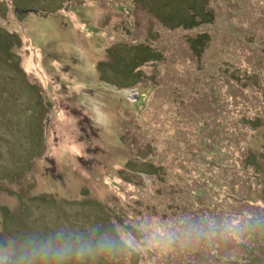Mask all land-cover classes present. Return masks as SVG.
I'll return each instance as SVG.
<instances>
[{"label":"rangeland","instance_id":"1","mask_svg":"<svg viewBox=\"0 0 264 264\" xmlns=\"http://www.w3.org/2000/svg\"><path fill=\"white\" fill-rule=\"evenodd\" d=\"M263 174L264 0H0V254L74 233L133 242L85 264H243Z\"/></svg>","mask_w":264,"mask_h":264},{"label":"clouds","instance_id":"2","mask_svg":"<svg viewBox=\"0 0 264 264\" xmlns=\"http://www.w3.org/2000/svg\"><path fill=\"white\" fill-rule=\"evenodd\" d=\"M159 240L171 243L173 237L169 234ZM125 247H133V242L124 238L117 241L107 235L94 242L93 239H85L82 234H57L56 241L33 243L26 248L21 247L15 254L5 249L4 254H0V264H85L89 259L102 254H115Z\"/></svg>","mask_w":264,"mask_h":264},{"label":"trees","instance_id":"3","mask_svg":"<svg viewBox=\"0 0 264 264\" xmlns=\"http://www.w3.org/2000/svg\"><path fill=\"white\" fill-rule=\"evenodd\" d=\"M196 1V0H194ZM203 0H200V2ZM197 8V4H196ZM197 12L195 13H189L187 14V17H193L194 19H190L192 24L190 25L191 27L195 24L198 23V21L195 19L196 17H200L202 15V12L199 11L197 8ZM205 35L197 36V38L190 40L189 44L191 45V48H194L196 52L199 51L201 48L200 45L204 42ZM151 49H144L143 50V56L142 61L143 62H148L153 59L152 56H150ZM131 62V61H130ZM134 67H136V70L141 68L140 63L138 62H131ZM130 73V72H129ZM250 150H248L251 154L248 156L246 159L247 162L245 161V164L252 163L254 167V171L256 172L257 167H258V161L263 160V158L259 155V157L256 156V149L251 146ZM131 167L133 166V163L129 164ZM263 179H264V174H263ZM262 194L264 197V186L262 190ZM253 202L254 201H250ZM245 210L247 211V214H245ZM242 213H239L237 215V220L239 222V225H242V228L245 232V238L242 243L239 244V247L241 250L244 252L243 256L241 259L244 260L243 264H264V203L263 207L259 208L257 205L253 204H248L247 208H245ZM231 222L230 217L227 218V223ZM230 237L232 235H229ZM229 237V238H230Z\"/></svg>","mask_w":264,"mask_h":264},{"label":"water","instance_id":"4","mask_svg":"<svg viewBox=\"0 0 264 264\" xmlns=\"http://www.w3.org/2000/svg\"><path fill=\"white\" fill-rule=\"evenodd\" d=\"M17 11L22 12V13L27 12V10H20V9H17Z\"/></svg>","mask_w":264,"mask_h":264}]
</instances>
